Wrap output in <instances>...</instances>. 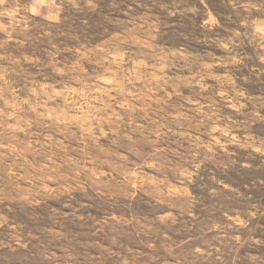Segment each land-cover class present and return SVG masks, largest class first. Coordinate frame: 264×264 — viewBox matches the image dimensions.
I'll return each instance as SVG.
<instances>
[{
  "label": "rangeland",
  "instance_id": "rangeland-1",
  "mask_svg": "<svg viewBox=\"0 0 264 264\" xmlns=\"http://www.w3.org/2000/svg\"><path fill=\"white\" fill-rule=\"evenodd\" d=\"M53 2L0 28V264H264V0Z\"/></svg>",
  "mask_w": 264,
  "mask_h": 264
},
{
  "label": "crops",
  "instance_id": "crops-1",
  "mask_svg": "<svg viewBox=\"0 0 264 264\" xmlns=\"http://www.w3.org/2000/svg\"><path fill=\"white\" fill-rule=\"evenodd\" d=\"M52 2L53 0H0V28L8 22H17L23 17V12L30 16H43L41 14L45 8L54 6L55 3Z\"/></svg>",
  "mask_w": 264,
  "mask_h": 264
}]
</instances>
